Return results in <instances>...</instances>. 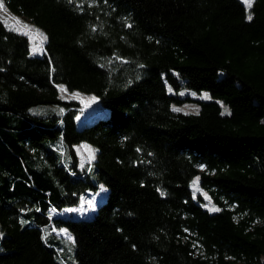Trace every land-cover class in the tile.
<instances>
[{"label": "trees", "instance_id": "1", "mask_svg": "<svg viewBox=\"0 0 264 264\" xmlns=\"http://www.w3.org/2000/svg\"><path fill=\"white\" fill-rule=\"evenodd\" d=\"M2 2L0 264H264V0Z\"/></svg>", "mask_w": 264, "mask_h": 264}, {"label": "rangeland", "instance_id": "2", "mask_svg": "<svg viewBox=\"0 0 264 264\" xmlns=\"http://www.w3.org/2000/svg\"><path fill=\"white\" fill-rule=\"evenodd\" d=\"M243 1L245 2V0ZM245 4L248 6L246 2ZM0 5H2L0 6V15L3 17L6 23L9 26L19 31H23L27 33L31 38L33 51L37 53H42L44 50V42H45L44 32L41 29H39L37 26L32 24L29 19H26L24 17L13 16L12 14H10L4 7L2 0H0ZM182 93L183 94L189 93L195 99L208 97V94L206 93L199 94L197 92H192V91L189 92L182 91ZM62 96L65 98H75L79 100L82 104V109L86 110V112L89 114L91 112H95L101 109L98 99L91 94H85L80 92L68 93L66 90H63ZM175 107L177 110L183 112H198L199 110V105L197 102H190V103L187 102ZM79 153L82 159V163L86 164L93 161V159L96 156V149L90 145L82 144L79 146ZM193 190L196 195L200 194L206 200L205 202L206 207L210 208L211 210L214 209L212 205V201L210 200V197L208 196L207 192H205V190L199 185L198 177L194 179ZM104 193H105V188L101 186L98 192L92 193L87 197H83L79 207L71 208L68 210V212L80 216H86L92 213L95 208V204L98 203L101 198H104L103 197ZM62 233L66 234V232L64 231H62ZM71 258L73 259V256L67 257L66 260L68 259L70 261V264H73ZM73 261L75 264H77V262L74 259Z\"/></svg>", "mask_w": 264, "mask_h": 264}, {"label": "snow or ice", "instance_id": "3", "mask_svg": "<svg viewBox=\"0 0 264 264\" xmlns=\"http://www.w3.org/2000/svg\"><path fill=\"white\" fill-rule=\"evenodd\" d=\"M245 2L248 4L249 7H251L252 0H245ZM0 6H2V5H0ZM247 18H248V20H251L252 16L249 15ZM45 39H46V37H45ZM216 210L217 209H213V211H216ZM0 235H2V234H0Z\"/></svg>", "mask_w": 264, "mask_h": 264}]
</instances>
